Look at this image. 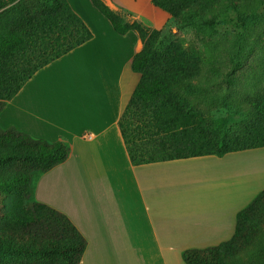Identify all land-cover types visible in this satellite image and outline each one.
I'll use <instances>...</instances> for the list:
<instances>
[{
	"label": "crops",
	"instance_id": "1",
	"mask_svg": "<svg viewBox=\"0 0 264 264\" xmlns=\"http://www.w3.org/2000/svg\"><path fill=\"white\" fill-rule=\"evenodd\" d=\"M104 1L147 29L171 19L152 0ZM67 2L92 38L37 71L0 112L1 129L69 148L37 178L35 202L84 236L81 264H185V251L229 241L238 212L264 191V147L134 166L119 121L141 78L131 64L143 43L115 32L91 0Z\"/></svg>",
	"mask_w": 264,
	"mask_h": 264
},
{
	"label": "trees",
	"instance_id": "2",
	"mask_svg": "<svg viewBox=\"0 0 264 264\" xmlns=\"http://www.w3.org/2000/svg\"><path fill=\"white\" fill-rule=\"evenodd\" d=\"M91 1L115 32L121 36L135 32L143 43L131 64L141 78L119 121L134 166L206 155L223 157L264 147V90L242 99L246 118L233 129L212 133L200 122L175 129L176 120L202 111L188 95L202 78L199 54L184 56L179 48L160 53L156 49L160 31L139 22L129 23L104 0ZM202 1L152 0L156 7L188 25L200 23L197 5ZM215 23L214 19H204L201 25L212 27ZM91 38L90 30L67 0H0V112L37 71ZM231 65L229 77L240 68L239 63ZM163 66L168 68L147 77ZM68 155L69 148L63 142L50 143L15 128H0V196L17 195L22 209L17 215L3 213L0 253L21 260L44 258L54 264H81L87 241L66 215L40 203H32V210L23 214V201L35 195L30 166L46 173L64 163ZM262 229L264 191L238 212L229 241L187 250L182 259L185 264H227L245 245L258 242L264 246V235L259 236ZM256 257L252 264H264V247Z\"/></svg>",
	"mask_w": 264,
	"mask_h": 264
},
{
	"label": "rangeland",
	"instance_id": "3",
	"mask_svg": "<svg viewBox=\"0 0 264 264\" xmlns=\"http://www.w3.org/2000/svg\"><path fill=\"white\" fill-rule=\"evenodd\" d=\"M233 1L235 5L232 0H203L197 5L200 23L188 25L170 15L171 19L165 26L157 29L160 35L156 49L160 53L175 48L182 49L183 55L188 57L198 53L203 65L198 87L188 94L202 111L194 117L176 120L173 127L177 130L199 122L212 133L233 129L246 118L242 99L250 93L264 90V0ZM119 13L128 18L126 12ZM204 19H214L216 23L212 27L202 26ZM231 62L239 63L240 68L229 77ZM166 68L168 66L158 68L148 73L147 77ZM30 168L31 185L35 190L36 180L44 172L36 166ZM32 203H39L35 202L34 196L29 201H23V214L32 210ZM19 206L20 197L17 195L0 196V223L3 213H21ZM261 235H264V229L259 231L260 239ZM262 247L258 242L245 245L227 264H252ZM43 263L54 264L52 260L45 261L44 258L21 260L0 253V264Z\"/></svg>",
	"mask_w": 264,
	"mask_h": 264
},
{
	"label": "built area",
	"instance_id": "4",
	"mask_svg": "<svg viewBox=\"0 0 264 264\" xmlns=\"http://www.w3.org/2000/svg\"><path fill=\"white\" fill-rule=\"evenodd\" d=\"M90 137H91V135H86L85 138H86V139H90Z\"/></svg>",
	"mask_w": 264,
	"mask_h": 264
}]
</instances>
